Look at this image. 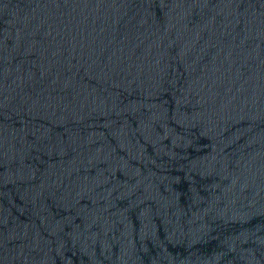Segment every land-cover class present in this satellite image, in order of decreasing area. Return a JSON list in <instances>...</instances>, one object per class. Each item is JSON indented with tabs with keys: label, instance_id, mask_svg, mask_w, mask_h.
I'll list each match as a JSON object with an SVG mask.
<instances>
[{
	"label": "water",
	"instance_id": "95a60500",
	"mask_svg": "<svg viewBox=\"0 0 264 264\" xmlns=\"http://www.w3.org/2000/svg\"><path fill=\"white\" fill-rule=\"evenodd\" d=\"M0 264H264V0H0Z\"/></svg>",
	"mask_w": 264,
	"mask_h": 264
}]
</instances>
